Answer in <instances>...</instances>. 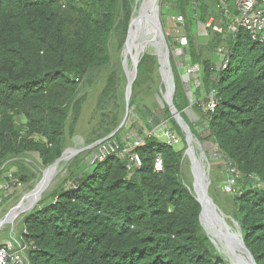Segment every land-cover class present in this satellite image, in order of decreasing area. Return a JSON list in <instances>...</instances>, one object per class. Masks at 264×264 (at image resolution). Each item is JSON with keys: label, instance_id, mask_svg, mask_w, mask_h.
Here are the masks:
<instances>
[{"label": "trees", "instance_id": "1", "mask_svg": "<svg viewBox=\"0 0 264 264\" xmlns=\"http://www.w3.org/2000/svg\"><path fill=\"white\" fill-rule=\"evenodd\" d=\"M223 1L235 11V0ZM133 2L0 0V183L9 184L0 192L2 203L36 178L37 164L26 156L37 153L43 167L61 156L87 98L81 90L105 67L111 70L97 96L86 143L119 125L121 66L112 64L111 48L122 49ZM160 4L165 28L168 15L182 16L185 56L199 71L200 84L190 81L186 91L170 55L173 104L200 141L185 108L205 122L207 144L215 145L225 161L210 169V194L238 222L256 263L264 264V42L241 27L226 35L229 20L221 0ZM210 19L205 42L196 43L194 21L206 24ZM157 65L156 49L148 44L129 103L135 113L130 128L141 141L127 147L121 141L124 125L112 136L119 148L104 160L84 162L95 146L79 152L67 176L22 218L18 242L25 246L29 264H228L200 224L201 207L184 164L185 135L167 105L161 116L155 111L158 104L151 94ZM210 95L217 101L212 111L202 107ZM164 118L181 148L150 133ZM202 145L207 152L204 141ZM131 152L141 161L132 172ZM157 156L163 171L154 168ZM229 166L237 172L233 192L219 187Z\"/></svg>", "mask_w": 264, "mask_h": 264}, {"label": "rangeland", "instance_id": "2", "mask_svg": "<svg viewBox=\"0 0 264 264\" xmlns=\"http://www.w3.org/2000/svg\"><path fill=\"white\" fill-rule=\"evenodd\" d=\"M142 0H137V2L142 3ZM164 2V0H159V3ZM161 5V4H160ZM147 10V9H146ZM167 26L166 28L162 24V29L164 31V35L166 38L167 45L170 50V55L172 56L175 65L182 76V82L184 89L186 91H189L190 89V81H192L195 85L200 84L199 81V71H197L196 65L190 64L189 59L185 56L188 51L187 42H183V40L186 37L185 28L183 27L182 23H179L178 20L175 19V17H172L168 15L167 17ZM193 34L194 39L196 43H204L206 38V26L197 20L194 21L193 26ZM156 34V29L153 27L151 29V37L152 35ZM149 44V42L146 44V46ZM111 56H112V64L117 65L120 64L121 70V85L118 92V101L120 103L121 107V116L123 115L124 108H125V95L128 85V79L131 76L130 72L132 70V67L130 66L133 56L131 54H128L126 57L130 59V69L128 70L126 68L125 60L123 58L122 49L117 50L114 48H111ZM141 56V53L140 55ZM219 56L223 58V52L219 51ZM159 64L157 65L156 75L154 77V91L151 94L152 97L157 102L158 106L156 107L155 111L157 110V114L161 116L162 114V103L160 100V88L162 87V92H164V83L162 82L161 75L158 71ZM111 70V67H105L102 70L99 71L97 79L93 82L91 86H87L81 90V93L85 92L87 94L86 101L82 108V113L75 131V134L67 140L66 149H84L87 147L86 140L91 136L92 131L90 130V125L92 124L93 117L95 114V104L97 96L104 84L105 76L106 74ZM185 75L188 77V80L185 78ZM137 76V75H136ZM137 78V77H136ZM135 78V79H136ZM146 95V93H142ZM206 95V94H205ZM204 95V96H205ZM202 97L205 99V97ZM147 101L151 100V97L146 95L145 96ZM210 97L208 96V99ZM204 103L202 104V107L205 109L207 107V101L203 100ZM133 107H129L128 116L125 122V130L123 133H121V141L126 144L127 147L132 148L135 144H138V140L141 139L138 135L135 134L133 129L130 128V124L135 119V113L132 110ZM185 114L187 115L188 119L195 125V129L199 133V136L203 139L204 143H206V150L205 153L207 154V160L210 164V169L212 166H217L220 164H225V161L223 157L218 152L215 145H209L207 144V140L205 139L208 131L207 127L205 125L204 121H200V118L198 114H196L191 107L185 108ZM152 125V124H151ZM171 123L169 122V119H161L158 125L153 126L150 133H155L157 137L160 139H167L168 134L171 133ZM177 136V135H176ZM179 138V137H178ZM199 140V139H198ZM202 141L199 140V142L202 145ZM179 144V141L177 145ZM180 145V146H179ZM178 146L181 148V144ZM203 147V145H202ZM204 149V148H203ZM96 151V150H95ZM93 150L90 155H87L84 162L87 163V161H90L92 158L93 153L95 152ZM196 154H198V150L195 149ZM192 150V153L195 152ZM81 152V151H80ZM76 155V154H75ZM74 155V156H75ZM73 156V157H74ZM67 160H61L58 163V166L56 167V171L51 173V175H55L54 181L51 183V185L46 188L39 199L35 201L32 206H35L39 203V201L45 196L49 195L52 190L57 186L59 182H61L66 176H67V169L69 167V164L71 163L72 159ZM189 156L184 155V164L189 167V170L186 171L187 176L190 177L192 182V174L190 171V160L188 158ZM26 159L30 163H36L37 165H34V169L36 171V178L32 181V185L30 187H22L18 189L16 192V195L14 194V197L5 203H2L0 199V245H4L5 243H11L12 246H16L19 244V236H18V229L20 227V222L24 215L28 211V207L30 206V202L24 200L25 196L30 192L32 188H35L37 185L43 183L44 181H48L50 183V180H46L47 178V172L46 167H43L40 163L39 157L37 153H31L30 156H26ZM34 161H33V160ZM41 172V173H40ZM40 174V175H39ZM45 178V179H44ZM228 179V178H227ZM227 179L219 183V187L222 188L224 191L227 189ZM39 183V184H38ZM211 187V185H210ZM50 188V189H49ZM50 200L48 197L46 201ZM222 210L227 214L230 215V212L227 208L220 206ZM30 210V209H29ZM231 222V221H230Z\"/></svg>", "mask_w": 264, "mask_h": 264}, {"label": "water", "instance_id": "3", "mask_svg": "<svg viewBox=\"0 0 264 264\" xmlns=\"http://www.w3.org/2000/svg\"><path fill=\"white\" fill-rule=\"evenodd\" d=\"M141 2L142 3H139V7L141 8V11L138 12L139 16L135 15L137 11V0H134L133 2L127 38L122 46V54L126 64L125 66L128 70L130 69V67H127L124 51L130 39L132 26L135 25V30H137V37L139 39L137 43L141 46L140 50L138 51L139 55L141 53L142 56L145 50V44L148 42L156 49L157 61L159 64L158 71L161 75L162 82L164 83V92H162V87L160 88V100L162 107L167 105L171 117L176 121L185 135L187 148L184 151V155L189 156L188 158L191 163L190 171L193 179L192 190L194 192L195 199L199 202L201 207L199 212V221L203 230L210 237L217 251L224 257V259L227 260L228 264H233L232 259H234L235 263L237 264H257L253 255L244 243L242 231L238 222L232 217V215H227L211 196L209 191L211 185L210 164L207 160V154L205 153L198 138L192 133L188 123L182 117L180 111H178V109L173 104L176 83L170 60V50L162 29L161 5L159 0H142ZM147 8L149 10L146 11ZM153 27L156 29V34L152 35L151 37V29ZM141 56L137 55L135 58L133 57L131 62L130 66L132 67V70L130 72L131 76L128 79L125 95V108L120 123L115 128V130L102 139L93 142L92 144H86L87 147L84 149H65L59 158L55 159L46 167L47 173L49 168L55 163L63 160L65 155H68L65 160L71 159L80 151L92 148L98 143L112 137L122 126L125 125L129 111L131 91L137 74V65ZM192 147L194 151L195 149L198 150L197 155L199 160H197L195 164L188 152ZM33 191H35V188H32L29 193H32ZM39 197L40 196L35 199H39ZM32 207L30 205L28 210ZM213 237L216 238L213 239Z\"/></svg>", "mask_w": 264, "mask_h": 264}, {"label": "built area", "instance_id": "4", "mask_svg": "<svg viewBox=\"0 0 264 264\" xmlns=\"http://www.w3.org/2000/svg\"><path fill=\"white\" fill-rule=\"evenodd\" d=\"M222 6H220L223 16L229 20L227 25V34H234L238 28L245 29L251 36L252 39L264 42V0H236L237 5V14H232L227 9V6L223 0H221ZM179 23L183 24L184 27V20L182 16L176 17ZM211 19L204 24L206 27L210 26ZM216 30L221 31L220 28L215 27ZM183 42H187V39L183 40ZM219 51H222L219 48ZM226 64V60L224 61L223 65ZM197 71H198V66ZM77 80V79H76ZM210 98L207 101V107L205 110H214L217 101L214 99L212 95L209 96ZM169 144H177L179 139L175 134H168V138L166 139ZM139 143V142H137ZM96 151L93 153L92 158L89 163H94L96 161H102L106 158L107 155L114 153L119 148V144L116 140L112 139V137L98 143L96 146ZM129 168L132 169V166H139L141 165V161L139 156L131 152L129 155ZM154 168L156 171H163V163L160 156H157L154 160ZM132 172V170L130 171ZM236 170L233 166H229L228 174H227V189L226 191L233 192V184L234 178L236 175ZM8 183L3 181L0 183V192L3 191L8 187ZM25 246L17 245L12 246L11 243H5L4 245L0 246V264H29L27 257L25 255Z\"/></svg>", "mask_w": 264, "mask_h": 264}, {"label": "bare ground", "instance_id": "5", "mask_svg": "<svg viewBox=\"0 0 264 264\" xmlns=\"http://www.w3.org/2000/svg\"><path fill=\"white\" fill-rule=\"evenodd\" d=\"M140 1V0H139ZM139 3V2H138ZM147 10H149L148 8H147ZM146 10V11H147ZM139 11H141V8L139 7V4L137 5V11H136V13H135V15L136 16H139ZM151 38V37H150ZM139 41V39H138V37H137V30H135V25H133L132 26V30H131V34H130V39H129V41H128V44H127V46L125 47V51H124V54H125V57L128 55V54H131L134 58L137 56V55H139V50H140V45H138V42ZM145 48H146V44H145ZM126 61H127V67L129 68L130 66H129V64H130V59L129 58H127L126 57ZM131 65V64H130ZM192 150H193V147L192 148H190L189 149V154H190V156H191V158L193 159V162H194V164H195V162L197 161V160H199V157H198V155L195 153V152H193L192 153ZM68 157V155H65L64 156V160H65V158H67ZM67 160V159H66ZM60 162V161H59ZM59 162H57V163H55L54 165H52L50 168H49V170H48V173H47V178H46V180H50V183L48 182V181H44L43 183H41V184H39V185H37L36 187H35V191H33L32 193H28L26 196H25V198H24V200H26V201H28V202H30V205H32L35 201H37V199H35V198H37L38 196H41V194L44 192V191H46L47 189H48V187L51 185V183L54 181V178H55V175H51V173H53L54 174V172L57 170L56 169V167L58 166V163ZM41 173V172H40ZM40 175V174H39ZM45 179V178H44ZM47 187V188H46ZM46 188V190H44ZM50 189V188H49ZM216 238V237H215ZM214 237H213V239H215ZM232 263L233 264H237V263H235V261H234V259H232ZM240 264H248V263H240Z\"/></svg>", "mask_w": 264, "mask_h": 264}, {"label": "crops", "instance_id": "6", "mask_svg": "<svg viewBox=\"0 0 264 264\" xmlns=\"http://www.w3.org/2000/svg\"><path fill=\"white\" fill-rule=\"evenodd\" d=\"M227 9H228V7H227ZM229 9H230V8H229ZM229 9H228V10H229ZM229 12H230V11H229ZM231 13L234 14V15L238 13L237 5H236V0H235V11H231ZM138 141L140 142L141 139H139ZM20 188H21V187H20ZM20 188H18V189H20Z\"/></svg>", "mask_w": 264, "mask_h": 264}]
</instances>
